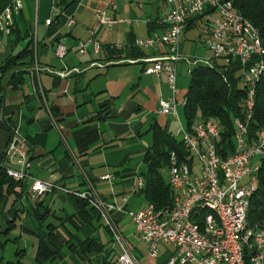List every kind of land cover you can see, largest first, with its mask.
<instances>
[{"label":"crops","instance_id":"crops-1","mask_svg":"<svg viewBox=\"0 0 264 264\" xmlns=\"http://www.w3.org/2000/svg\"><path fill=\"white\" fill-rule=\"evenodd\" d=\"M112 2L117 4L113 12ZM9 5L10 0H0V16ZM100 11L115 23L96 30ZM169 12L167 0H23L15 32L0 34V67L28 47L32 51L20 59L25 64L23 79L7 86L0 102V155L10 141L8 124L26 141L32 159L29 179L0 190V240H8L1 252L3 264H116L122 255V246L101 218H82L74 193L92 187L105 202L124 209L138 211L150 205L144 193V159L155 143L156 128L174 137L179 127L186 129L181 114L189 67L177 64V116L164 115L160 101L173 97L168 78L146 75L145 70L167 48L139 49L136 41L164 33L161 23ZM204 24L203 19L189 23L181 44L186 57H209ZM82 44H87L86 54L79 53ZM95 45L101 48L98 55ZM109 46L122 51L124 58L105 60L102 49ZM60 47L66 51L63 58L58 56ZM136 48L140 56L133 58ZM106 176L111 178L102 180ZM35 181L53 188L39 195L32 189ZM37 207L47 213L42 224L35 216ZM112 217L141 264L168 263L172 247L160 245V258L151 261L147 244L128 216L115 212ZM13 219L14 226L9 223ZM50 226L62 243L58 253L49 244ZM90 239L97 252L89 263H82L68 247ZM41 242L54 254L47 261L38 255Z\"/></svg>","mask_w":264,"mask_h":264},{"label":"built area","instance_id":"built-area-1","mask_svg":"<svg viewBox=\"0 0 264 264\" xmlns=\"http://www.w3.org/2000/svg\"><path fill=\"white\" fill-rule=\"evenodd\" d=\"M223 1L226 0H167L170 12L161 23L165 26L162 34L136 41V47L145 49L155 46L167 48V53L152 61V66L145 70L146 75L164 74L168 78L173 97L160 101V110L164 115L177 116V64L185 62L189 67L188 75L194 66L214 64L216 62L230 64L239 62L242 66V81L246 92L244 118L235 119L236 128L234 152L227 157V164H219L222 157L218 149H212L209 141L197 144V136H203L201 122L192 132H184L180 128L176 138L183 142L188 153L183 159L170 154L168 167L169 185L174 193L172 206L157 209L150 204L138 211L124 209L116 204L105 202L92 187L81 193H74L85 200L104 220L110 233L122 246L123 253L116 264H141L132 254L124 238L113 220L115 212H122L132 221L136 233L147 244V258L157 261L161 256L160 245L173 248L167 264H239V257H249L251 264L264 262V225L257 226V231L243 232L240 211L246 198L256 193V179H252V169H257L261 152H264V130L256 141H249L250 122L254 117L256 99H250L251 83H260L264 49L255 48L251 37L246 36L244 22L237 13L225 14ZM231 7H233L230 1ZM110 11H116L117 4L112 2ZM23 0H10V5L0 16V34H11L15 18L21 15ZM215 12H223V21H216ZM98 24L113 25L115 21L107 12L100 11L96 15ZM203 19V42L212 53L210 59H191L181 52L182 38L187 24L193 19ZM52 21H47L50 25ZM72 22L69 24L71 25ZM259 32V31H258ZM92 43V40L89 41ZM86 45L79 48L80 54H86ZM95 45L94 53H100ZM65 48L60 47L58 56H65ZM173 63V65L167 62ZM65 77L66 74H59ZM213 133L220 138L221 125L212 120ZM3 166L7 175L15 182H23L30 178L32 159L30 147L16 133L11 137L5 152ZM248 180L244 183V179ZM111 177H103L109 180ZM52 185L35 181L33 191L39 195L51 191ZM202 205H217L219 212L226 220V235L220 244L206 245L196 238L190 225V216H197V208ZM208 230L216 229L210 224L208 216H200ZM245 233H252V250L240 254V245Z\"/></svg>","mask_w":264,"mask_h":264},{"label":"trees","instance_id":"trees-1","mask_svg":"<svg viewBox=\"0 0 264 264\" xmlns=\"http://www.w3.org/2000/svg\"><path fill=\"white\" fill-rule=\"evenodd\" d=\"M232 2L234 12L248 19L258 29L264 45V0H226ZM200 18H197L198 20ZM193 20H190L186 29ZM15 32V25L11 33ZM105 60L119 61L124 58L122 51L113 47H103ZM136 48L131 57H139ZM32 55L29 47L22 54L11 57L3 66L0 67V102H3L4 93L7 86H16L23 79L26 71L22 69L25 65L20 63L24 56ZM191 81L188 87L186 105L184 107L185 126L188 132H192L195 125L202 121L215 120L222 129L220 138L217 140L218 152L223 158H227L234 152L236 128L235 119L244 118V103L246 92L242 81V66L239 62L230 64L216 62L214 64H204L194 66L191 72ZM256 92V103L254 108V117L250 122L249 141H256L259 133L264 130V79L258 84ZM5 127L10 132V139L14 135L8 124ZM154 145L149 149L144 162L147 166L144 172V193L147 201L157 209L172 206L174 193L164 178V172L168 170L170 163V154L176 152L180 159L188 155L183 142L173 135L165 133L156 128L154 131ZM5 154L0 155V190L6 186L8 189H14L23 184L15 182L10 178L3 166ZM258 190L251 199V206L248 214V222L251 227L264 225V159L260 161V169L257 174ZM76 203L82 210V218L91 216L99 218L98 213L89 206V204L80 198H76ZM40 206V205H39ZM47 213H42L37 207L35 216L39 223L45 220ZM9 223L15 225L14 219ZM49 244L55 248L62 246L55 233V228L49 227ZM8 242L0 240V264L2 263L1 252ZM69 250L73 252L82 263H89L90 257L96 252V244L93 239L82 243L70 244ZM38 255L43 261L53 257V251L46 244L41 242L38 248ZM19 264V261L7 263Z\"/></svg>","mask_w":264,"mask_h":264},{"label":"bare ground","instance_id":"bare-ground-1","mask_svg":"<svg viewBox=\"0 0 264 264\" xmlns=\"http://www.w3.org/2000/svg\"><path fill=\"white\" fill-rule=\"evenodd\" d=\"M223 11L225 14H234V9L231 7L230 2L223 1ZM240 21L244 22L246 29V36L251 37L253 46L255 48L264 49L263 41L258 29L252 24L251 21L238 15ZM216 21H223V12H215ZM262 76L260 82L264 79V60L262 62ZM259 83H251L250 99H256L257 86ZM186 99L184 105H186ZM183 104V103H182ZM203 129V136H197V144H204V139L209 141V146L212 149H218V138L213 133L212 120L201 122ZM182 131L188 132L182 128ZM174 156H177L176 152H172ZM264 159V152L258 160L257 169H252V179H256V191L258 190L257 174L260 169V161ZM219 164H227V158L219 157ZM253 196L246 198L244 206L240 211V221L242 223L243 232L257 231V227H251L248 222V214L250 209V202ZM200 216H208L210 224L216 229L217 233L213 230H208L203 219ZM190 225L196 238L206 243V245L220 244L223 241V236L226 235V220L219 212L217 205H202L197 208V216H190ZM249 250H252V233H245V237L241 241L240 254H247ZM239 264H251L249 257H239ZM264 264V262H263Z\"/></svg>","mask_w":264,"mask_h":264},{"label":"rangeland","instance_id":"rangeland-1","mask_svg":"<svg viewBox=\"0 0 264 264\" xmlns=\"http://www.w3.org/2000/svg\"><path fill=\"white\" fill-rule=\"evenodd\" d=\"M204 51H205V50H204ZM205 53H206L207 55L209 54V57H208L207 59H210V58L212 57V53H211L210 51H208V53L205 51ZM190 80H191L190 75H187L186 79L184 80V82H186V83H185L186 88L188 87V85H189V83H190ZM181 121H182L183 126L186 127V126H185V119H184V115H183V114H181ZM179 129H180V127H179ZM255 161H258V159H256ZM164 178H165L166 181H168V179H169L168 171H165V172H164ZM247 180H248V177H246V178L244 179V183H245ZM98 215H99V214H98ZM99 217H100V216H99ZM102 221L104 222L103 219H102ZM104 224H105V222H104ZM105 226H106V224H105ZM106 228L108 229L107 226H106ZM108 230H109V229H108ZM111 235H112V234H111ZM113 237H114V236H113ZM142 247L144 248L143 243H142ZM116 263H117V262H116Z\"/></svg>","mask_w":264,"mask_h":264}]
</instances>
